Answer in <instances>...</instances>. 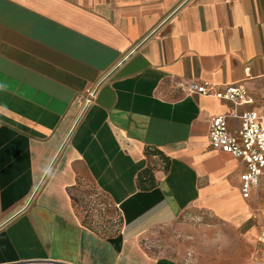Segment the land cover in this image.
Masks as SVG:
<instances>
[{"label":"crops","instance_id":"obj_1","mask_svg":"<svg viewBox=\"0 0 264 264\" xmlns=\"http://www.w3.org/2000/svg\"><path fill=\"white\" fill-rule=\"evenodd\" d=\"M251 109L264 116V0H0V264H189L215 222L255 233L259 261L264 194L243 198L245 164L207 138ZM89 189L117 231L82 222Z\"/></svg>","mask_w":264,"mask_h":264},{"label":"built area","instance_id":"obj_2","mask_svg":"<svg viewBox=\"0 0 264 264\" xmlns=\"http://www.w3.org/2000/svg\"><path fill=\"white\" fill-rule=\"evenodd\" d=\"M187 91L200 95H212L216 99L227 101L238 107L251 104L253 98L241 84H229L213 90L207 83L190 82ZM231 116L239 120L238 129L231 133L227 129V116L213 117L208 125V145L227 153L245 164V171L240 174L239 191L243 198H248L252 189H260L264 194V116L255 110L241 113L233 111ZM260 238L262 252L259 264H264V218L261 224Z\"/></svg>","mask_w":264,"mask_h":264},{"label":"rangeland","instance_id":"obj_3","mask_svg":"<svg viewBox=\"0 0 264 264\" xmlns=\"http://www.w3.org/2000/svg\"><path fill=\"white\" fill-rule=\"evenodd\" d=\"M88 194L94 196L97 201L80 211L82 222L101 232L117 231L119 222L115 208L95 190L89 189ZM181 220L182 223L192 222L196 226L205 224L202 215L190 212L184 214ZM212 228L211 238L206 244L198 243L197 258L195 261H188L189 264H259L255 233L251 234L243 227L237 228L220 222L212 223ZM189 253L187 252L185 256L191 258L192 254Z\"/></svg>","mask_w":264,"mask_h":264},{"label":"trees","instance_id":"obj_4","mask_svg":"<svg viewBox=\"0 0 264 264\" xmlns=\"http://www.w3.org/2000/svg\"><path fill=\"white\" fill-rule=\"evenodd\" d=\"M155 152H156V154L160 155L159 152H157V151H155ZM148 176H150V173H149L148 169H145V170H143L142 172H140L138 174V177H137L138 183L141 181L142 177H145L149 181L147 186H142L140 184V188H142V189H146L147 188L148 189V188H151L152 186H154L153 180L151 179V177H148ZM145 178H144V180H146Z\"/></svg>","mask_w":264,"mask_h":264},{"label":"clouds","instance_id":"obj_5","mask_svg":"<svg viewBox=\"0 0 264 264\" xmlns=\"http://www.w3.org/2000/svg\"><path fill=\"white\" fill-rule=\"evenodd\" d=\"M42 171L45 173V174H50L52 172V169H51V166L50 165H46L43 167Z\"/></svg>","mask_w":264,"mask_h":264}]
</instances>
